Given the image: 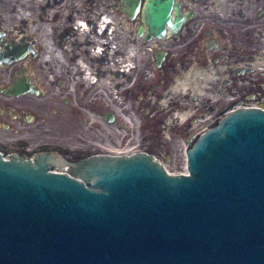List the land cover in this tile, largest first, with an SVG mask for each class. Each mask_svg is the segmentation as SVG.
Wrapping results in <instances>:
<instances>
[{
    "label": "water",
    "instance_id": "95a60500",
    "mask_svg": "<svg viewBox=\"0 0 264 264\" xmlns=\"http://www.w3.org/2000/svg\"><path fill=\"white\" fill-rule=\"evenodd\" d=\"M138 2L125 5L135 14ZM173 5L150 0L140 36L177 32ZM35 44L0 28V66L36 58ZM29 92L40 94L24 79L6 91ZM153 155L0 153V264H264L263 108L236 110L191 142L188 174Z\"/></svg>",
    "mask_w": 264,
    "mask_h": 264
},
{
    "label": "flooded vegetation",
    "instance_id": "af4514ba",
    "mask_svg": "<svg viewBox=\"0 0 264 264\" xmlns=\"http://www.w3.org/2000/svg\"><path fill=\"white\" fill-rule=\"evenodd\" d=\"M40 1V30L44 35L41 47L44 63L42 72L55 69L57 85L60 89L48 96V91L51 90L49 86L56 85L53 75L47 76L50 84L48 82L43 86L46 89L44 92L41 87L40 89L37 87L35 68L30 56L21 61L17 60L8 67L0 66V153L6 158L20 155L33 161L43 153H54L76 160L94 155L119 153L118 148L112 150L109 147L111 133L102 125L103 123L110 125L116 119L115 112L105 100V96L109 94L108 88L111 92L112 87L113 63L110 56V39L112 19H116L112 14L115 9L120 10L128 21H139L137 30L139 39H144L147 43L159 44L169 40L172 43L171 47L174 45L175 48H180L168 53L169 58L165 57L164 61L157 56L154 63L156 70L161 74L164 72V65L169 62L168 67L171 71L182 74L180 77L182 80L175 79L176 84L168 85L167 93H188L192 90L195 97L203 96L208 101L218 95L214 92L217 88L215 85L221 81L228 85V80L233 79L237 83L235 78L250 74L256 60L252 51L254 40H248L250 44L244 51L236 47L237 32L234 20L264 19V6L256 9V3L261 0H174L171 16L173 18L176 15L183 16L181 27L164 40L154 39L148 42L145 36H140L139 31L144 26V10L150 0H139V10L135 14L125 5L126 0ZM247 1L251 5L250 12H238L235 5L242 2L243 5H249ZM221 20H230L231 25L222 23ZM0 28L8 38L9 31L3 26ZM22 35L28 37L25 30L18 39ZM214 36L218 38V42L213 39ZM228 46H232L231 49ZM45 51L49 52L48 56H45ZM122 65L124 69H121L120 73H126L128 67L130 69L137 67L136 64L132 66L127 62ZM205 75L206 79H204ZM103 76L107 77V82L102 81ZM21 79L33 84L40 94L35 95L30 92L20 96L7 94L6 91L11 90ZM179 83H185L186 89L176 90L175 87L180 86ZM197 83L204 86L203 91H194L193 87ZM158 87L157 84L152 86L154 93L158 92ZM122 88L121 84L116 86L121 95ZM148 88L149 86L146 87ZM42 92L47 96L42 103L32 100L42 96ZM108 97L111 101L110 95ZM85 100H91L89 108L85 107ZM58 104L65 108L53 107ZM199 107L202 109L201 104ZM203 107H207V111L213 109L207 104ZM251 107L255 106L236 107L235 102L218 112V122L236 110ZM123 112L124 110L121 109L122 114ZM200 113L203 114L201 111ZM109 114L114 117L112 122L108 120ZM173 115L176 118L182 115L188 116L180 111ZM214 123L215 120L211 123L212 127ZM129 143L125 141V145ZM97 149L101 153H95ZM139 152L140 149L132 154ZM144 153L153 155L150 152ZM57 170L64 171L61 168Z\"/></svg>",
    "mask_w": 264,
    "mask_h": 264
},
{
    "label": "rangeland",
    "instance_id": "374dc122",
    "mask_svg": "<svg viewBox=\"0 0 264 264\" xmlns=\"http://www.w3.org/2000/svg\"><path fill=\"white\" fill-rule=\"evenodd\" d=\"M243 3L235 5L238 12H250L251 5L249 2V5H243ZM114 6L113 4L112 7ZM263 6L264 0L256 3V9ZM112 14L116 16V19H112L110 39V56H112L111 61L113 63L112 87L111 92L108 88L109 94L105 96V100L115 112L116 119L110 125L102 124L111 133L108 143L112 150L118 148L120 153L128 152V154H132L138 149L141 152H150L169 172L173 174L185 173L187 170L186 149L206 129L212 127L211 123L214 120L216 121L214 125L217 124L219 119H217V114L223 109L235 102L236 107L256 106L264 109V19L242 20L241 18L234 20L237 32L236 47L244 51L248 49L250 44L248 40H254L252 51L256 60L250 74L235 78L237 83L233 79L228 80V85L223 84L222 81L215 85L217 88L214 92H217L218 95L208 101L203 96L195 97L192 90H189L188 93H167L168 85L176 84L175 79L182 80L180 78L182 74L171 71L168 67L170 62L164 65V72L161 74L156 70L154 63L157 56L164 61L165 57L169 58L168 53L180 48H175L174 45L171 47L172 43L169 40L160 44L157 42L147 43L137 36L139 21H128L122 16L120 10L115 9ZM40 15V0H0V26L9 31L8 38L18 39L25 30L28 36L37 40L35 47L38 56L35 59L31 58V60H33L35 68L36 84L44 92L46 89L43 86L47 85L48 82L50 84V79H47V76L52 77L53 75L56 79L57 72L55 69L42 72V64L44 63L42 62L43 54L40 41L44 35L41 34L40 30ZM221 22L231 25L230 20H221ZM30 30L33 33H30ZM213 39L218 42L217 37L214 36ZM231 47L228 46L229 49ZM120 53L128 56L129 59L128 57H120ZM125 62L132 64V66L136 64L137 67L135 69L128 67L126 73H120L119 71L124 69L122 64ZM52 67H54L53 64ZM167 67L168 69L165 70ZM119 74L122 75L119 76ZM55 81V86H49L51 90L48 91V96L60 89L57 85V79ZM135 82H137L136 85H134ZM119 84L123 86L121 96H119L120 91L116 89ZM154 84L159 86L156 93L152 89ZM147 86H149L148 89H146ZM43 92L42 96L32 98V100L42 103L47 98ZM92 94L94 96L93 90ZM101 94L103 93L101 92ZM109 95L111 101L108 99ZM216 100L218 101L215 102ZM90 103L91 100H85V107L89 108ZM200 104L202 109L199 107ZM206 104L213 109L207 111L208 108L203 107ZM53 107L65 108L60 104ZM121 109L124 110L123 114ZM177 111L188 114L187 121L183 117H173ZM103 132L105 131L103 130ZM125 141L130 143L125 145ZM95 153H101V151L97 149Z\"/></svg>",
    "mask_w": 264,
    "mask_h": 264
},
{
    "label": "bare ground",
    "instance_id": "6f19581e",
    "mask_svg": "<svg viewBox=\"0 0 264 264\" xmlns=\"http://www.w3.org/2000/svg\"><path fill=\"white\" fill-rule=\"evenodd\" d=\"M81 23V22H80ZM32 31L30 30V33H31ZM33 33V32H32ZM42 40H43V37L41 38V41H40V44H41V47H42V44H43V42H42ZM36 42H37V40H35ZM48 54H49V52L48 51H45V56H48ZM120 57H128V56H124V54L123 53H120ZM128 59H129V57H128ZM128 61V60H127ZM79 64V63H78ZM77 64V66H79ZM104 78L102 79V81L103 82H107V77L106 76H103ZM204 79H206V75L204 76ZM185 84V83H184ZM183 83H179V85L180 86H176L175 87V89L176 90H178V89H180V90H185L186 89V84L184 85ZM37 87L40 89V86L37 84ZM194 88V91H199V92H201V91H203V88H204V86H202L200 83H197L196 84V86L195 87H193ZM119 96H121V93H120V95ZM181 117H183V118H186L187 117V115H182ZM118 152H120V151H118ZM188 172V171H187Z\"/></svg>",
    "mask_w": 264,
    "mask_h": 264
}]
</instances>
